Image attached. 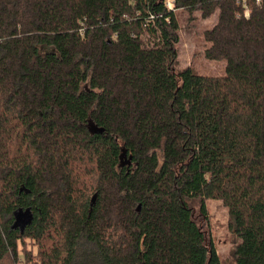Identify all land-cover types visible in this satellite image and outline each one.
Here are the masks:
<instances>
[{
    "label": "trees",
    "instance_id": "1",
    "mask_svg": "<svg viewBox=\"0 0 264 264\" xmlns=\"http://www.w3.org/2000/svg\"><path fill=\"white\" fill-rule=\"evenodd\" d=\"M172 3L222 75L177 69L166 0H0V264H221L193 200L264 264V0Z\"/></svg>",
    "mask_w": 264,
    "mask_h": 264
},
{
    "label": "rangeland",
    "instance_id": "2",
    "mask_svg": "<svg viewBox=\"0 0 264 264\" xmlns=\"http://www.w3.org/2000/svg\"><path fill=\"white\" fill-rule=\"evenodd\" d=\"M166 1L169 3L168 9L175 12L179 22V41L176 44L177 69L183 70L190 67L197 74L207 76L222 75L224 63L207 60L204 57L205 48L210 46V43L205 42L204 33L211 30L216 24V15L202 18L199 12L189 14L181 9L176 11L172 0ZM189 205L192 207L195 219L205 232L207 241L213 243L220 263L236 264L234 248L238 244V240L228 229L227 208L218 200L205 201L207 220H204L199 215V201H190ZM27 247L31 248L30 242L27 243ZM20 253L18 256L22 257ZM33 253H36L35 250ZM21 262L22 264L24 263L22 260ZM3 264H10V259H6Z\"/></svg>",
    "mask_w": 264,
    "mask_h": 264
},
{
    "label": "water",
    "instance_id": "3",
    "mask_svg": "<svg viewBox=\"0 0 264 264\" xmlns=\"http://www.w3.org/2000/svg\"><path fill=\"white\" fill-rule=\"evenodd\" d=\"M89 130L91 133H102L103 132V129H98L95 126H91L89 128ZM119 159H120V166L129 164L130 158L127 159V156L125 154V150H122Z\"/></svg>",
    "mask_w": 264,
    "mask_h": 264
},
{
    "label": "built area",
    "instance_id": "4",
    "mask_svg": "<svg viewBox=\"0 0 264 264\" xmlns=\"http://www.w3.org/2000/svg\"><path fill=\"white\" fill-rule=\"evenodd\" d=\"M254 1H255L256 4H260L263 0H254ZM166 6H167V8L169 7L168 1H166ZM249 13H250V10L245 5V10H244V13H243L244 17H247L249 15Z\"/></svg>",
    "mask_w": 264,
    "mask_h": 264
}]
</instances>
